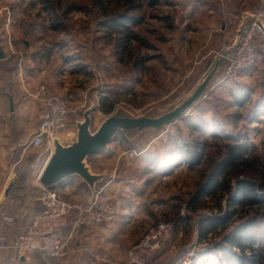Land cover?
Segmentation results:
<instances>
[{
	"label": "rangeland",
	"instance_id": "1",
	"mask_svg": "<svg viewBox=\"0 0 264 264\" xmlns=\"http://www.w3.org/2000/svg\"><path fill=\"white\" fill-rule=\"evenodd\" d=\"M222 2L51 0L55 7L52 10L42 0H0V9L11 5L16 9L14 19L24 33L21 47L23 38H28L27 29L51 40L48 47L67 45L66 57H72L76 66L84 70L81 79L76 80L81 98L73 105L82 109L81 120L85 110L96 103L91 124L95 131L118 110L132 116L160 115L191 93L234 38V32H228L233 29L225 28L226 20L242 16L234 17ZM131 17L137 23L127 20L120 24L122 18ZM57 20L63 22V29L53 28ZM3 21L0 15V24ZM256 46V63L243 73L240 83H220L215 74L205 95L181 119L145 131L135 141L120 132L107 149L109 155L105 151L90 157L92 161L101 156L98 169L106 168L115 174L117 183H111L108 190L114 205L145 203L152 212L146 217L152 220L151 225L161 220L170 224L163 246L173 249L171 256L180 258L187 250L195 249L198 257L201 243L216 248L223 241L222 231L201 239L198 222L222 215L226 198L207 196L200 211L192 210L189 203L211 164L225 153V145L233 143V137L242 136L264 157V35L256 39ZM106 97V108L115 103L110 113L102 108ZM76 136L73 125L56 137L67 144ZM128 144L133 147L126 150L124 145ZM196 144L207 147L204 162L194 168L183 162L177 164L184 156L182 149L191 150ZM131 149L135 153L129 152ZM230 171L235 174V169ZM176 227H181L183 235L174 232ZM213 256L215 264L222 254L217 251Z\"/></svg>",
	"mask_w": 264,
	"mask_h": 264
},
{
	"label": "crops",
	"instance_id": "2",
	"mask_svg": "<svg viewBox=\"0 0 264 264\" xmlns=\"http://www.w3.org/2000/svg\"><path fill=\"white\" fill-rule=\"evenodd\" d=\"M256 1L224 0L222 7L230 8L232 12L229 13L234 17L241 16ZM16 13L13 5L0 9V15L4 17L0 24V48L3 51V56L0 57V235L9 239L23 232L43 209L40 201L42 185L38 177L52 148H37L31 143L40 127L41 114L45 109L40 87L45 85L47 90L70 98L73 105L81 98V88L76 80L81 79L84 74V70L76 66L72 57H66L65 51L68 48L65 43L54 48L48 47V44H52L51 40L27 29L25 34L28 38H23L24 47H21L20 37L24 33L15 20ZM73 125L76 127V121L70 118L67 127L71 128ZM113 147L119 148L116 145ZM132 147L131 144L124 145L126 150ZM107 149L98 155L105 151V155H109ZM90 157L89 163L95 172L108 174L107 178L97 184V188L105 186L108 192L111 183H117L115 174L106 168L98 169L101 156H95L92 161ZM185 163L189 165L183 162ZM149 171L144 168L147 175L150 174ZM55 187L73 200L88 201L93 195L88 184L78 176L68 178ZM125 189L122 187V193L126 195ZM128 204L115 205L117 215L113 222L77 230L71 238L70 252L65 257H48L37 250L23 254L19 259L17 250L0 245V259L11 261L12 264H90L92 252L109 249L118 261L125 260L129 248L152 224V220L146 219L152 212L145 203L136 202L132 206ZM70 231V228H65L63 236L68 237ZM174 232L183 235L181 227H176ZM168 248L162 246L155 253V264L177 262L179 257L171 256L173 249ZM198 251L200 256L195 264H213V255L218 250L214 245L212 247L201 243ZM223 258L222 254L215 264H221Z\"/></svg>",
	"mask_w": 264,
	"mask_h": 264
},
{
	"label": "built area",
	"instance_id": "3",
	"mask_svg": "<svg viewBox=\"0 0 264 264\" xmlns=\"http://www.w3.org/2000/svg\"><path fill=\"white\" fill-rule=\"evenodd\" d=\"M243 15L245 19L239 40L223 56L215 72L220 83H240L243 73L256 63L258 54L256 39L264 35V0H258L256 5ZM240 19L232 17L226 20L225 28L233 29L234 31L228 32H234V37ZM40 89L45 109L41 114L40 127L31 143L37 148L45 146L52 148L54 137L67 128L70 118L77 121L83 112L80 107L72 105L70 98L47 90L45 85ZM129 152L135 153V150L131 149ZM40 201L42 211L23 232L11 239L0 235V245L17 250L19 259L23 254L37 250H41L48 257H65L70 252L71 238L77 230L113 222L117 215L116 206L105 186L97 188L88 201L69 199L56 187L42 186ZM65 228L71 230L68 237L62 234ZM170 228L167 221H157L129 248L125 260L118 261L111 250L100 249L92 252L90 264H155L154 255L163 246ZM196 257L195 249L187 250L174 264H194ZM0 264L12 262L0 259Z\"/></svg>",
	"mask_w": 264,
	"mask_h": 264
},
{
	"label": "trees",
	"instance_id": "4",
	"mask_svg": "<svg viewBox=\"0 0 264 264\" xmlns=\"http://www.w3.org/2000/svg\"><path fill=\"white\" fill-rule=\"evenodd\" d=\"M42 2L47 9L55 8L51 0ZM127 20L137 23L131 17L122 18L120 24H125ZM53 28L63 29L64 24L57 20ZM107 100V97L103 98L102 108L110 113L115 103L106 108ZM233 138L234 142L225 145V153L211 164L203 176L189 206L194 211H200L203 198L225 197L227 205L222 215L199 220V237L209 239L217 231L224 233L223 241L216 247L224 256L221 264H264V157L256 152L255 145L244 141L242 136ZM206 148L204 144H196L191 150L184 152L182 149L184 156L177 164L187 162L191 168L201 165L206 157ZM231 169H235L234 175Z\"/></svg>",
	"mask_w": 264,
	"mask_h": 264
},
{
	"label": "water",
	"instance_id": "5",
	"mask_svg": "<svg viewBox=\"0 0 264 264\" xmlns=\"http://www.w3.org/2000/svg\"><path fill=\"white\" fill-rule=\"evenodd\" d=\"M244 19L243 15L233 40L220 51L191 93L173 109L160 115L142 116H132L118 110L93 131L92 113L97 109V105L92 103L85 110L83 119L76 121L77 136L74 140L65 144L54 137L51 154L38 177L40 184L45 187H55L68 178L78 176L95 194L97 184L107 178L108 174L95 172L89 163V157L106 150L120 132L124 133L128 140L135 141L143 132L160 129L185 116L207 92L223 56L237 44ZM2 56L3 51L0 48V57Z\"/></svg>",
	"mask_w": 264,
	"mask_h": 264
},
{
	"label": "bare ground",
	"instance_id": "6",
	"mask_svg": "<svg viewBox=\"0 0 264 264\" xmlns=\"http://www.w3.org/2000/svg\"><path fill=\"white\" fill-rule=\"evenodd\" d=\"M61 138H63V137H61ZM60 139V138H59ZM61 140V139H60Z\"/></svg>",
	"mask_w": 264,
	"mask_h": 264
}]
</instances>
